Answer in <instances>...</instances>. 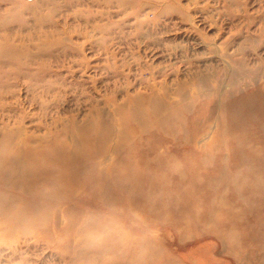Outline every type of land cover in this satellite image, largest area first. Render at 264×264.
Returning a JSON list of instances; mask_svg holds the SVG:
<instances>
[{"label":"rangeland","instance_id":"1","mask_svg":"<svg viewBox=\"0 0 264 264\" xmlns=\"http://www.w3.org/2000/svg\"><path fill=\"white\" fill-rule=\"evenodd\" d=\"M3 46L20 57L0 50V127H51L54 114L43 112L56 104L80 120L93 105L111 112L112 98L137 93L182 101L180 86L195 105L183 110V127L181 118L145 131L129 123L141 143L134 205L124 194L103 203L91 188L49 210L38 202L41 215L74 212L31 236L0 231V264H264V195L248 170L264 179V69L257 83L220 89L258 97L256 119L231 122L191 84H218L235 60L263 68L264 0H0ZM27 73L61 88L54 102H31ZM105 226L113 235L103 246L80 239Z\"/></svg>","mask_w":264,"mask_h":264},{"label":"bare ground","instance_id":"2","mask_svg":"<svg viewBox=\"0 0 264 264\" xmlns=\"http://www.w3.org/2000/svg\"><path fill=\"white\" fill-rule=\"evenodd\" d=\"M3 47L0 50L5 57L9 55L20 57L19 53L10 52L9 46ZM52 59L53 55L49 60ZM262 69L264 66L259 69L250 67L245 59L235 60V70H232L230 65L225 67L218 84L213 82L214 84L209 86L206 78H197L192 80L191 84L202 87L203 90L198 95L225 111V116L231 122H237L246 116L256 119L260 115L256 107L258 97L228 96L238 89L245 79L257 83ZM24 77L29 82H34L27 87L28 93L31 94V102L43 104L55 101L61 88L58 87L56 92L54 81H50L43 74L34 79H31L29 73ZM40 81H46L47 84L39 85ZM225 84L231 87L228 95L221 92ZM38 87L40 91L39 89L36 91ZM176 94L183 98L182 101H174L167 92L162 95L155 92L150 95L137 93L128 96L122 102L112 98L111 112L93 105L80 120L76 116L62 117V112L56 104L43 112L44 118L54 114L51 127L45 123L35 126L34 131H29L27 127L9 128L8 125L0 127L2 234L22 233L27 237L33 235L35 231H45L51 221L57 224L63 214H72L74 211L69 209L63 213L58 212L53 214V218L47 211L41 215L37 203H43L42 205L49 210L55 205L70 201L81 189H95L96 198L106 204L114 201V196L124 194L134 205L142 180L133 162V150L140 140L134 138L136 135L133 137L127 133V128L131 122L138 124L141 131L153 128L154 124L171 128L177 118H181L179 123L183 127L185 116L183 110L190 113L195 100L193 95L189 96L184 86H180ZM46 97L49 100L44 99ZM233 126L232 132H235ZM140 139L143 138L140 136ZM133 140L135 143H130ZM162 162L163 158L159 164ZM248 170L257 180L256 189L264 195V179L257 178L260 175L254 168ZM53 187H65L70 192L60 195L51 191ZM9 208L13 209L11 213Z\"/></svg>","mask_w":264,"mask_h":264},{"label":"clouds","instance_id":"3","mask_svg":"<svg viewBox=\"0 0 264 264\" xmlns=\"http://www.w3.org/2000/svg\"><path fill=\"white\" fill-rule=\"evenodd\" d=\"M112 229L105 226L98 230H86L80 239L84 240L87 245L96 247L103 246L112 239Z\"/></svg>","mask_w":264,"mask_h":264}]
</instances>
